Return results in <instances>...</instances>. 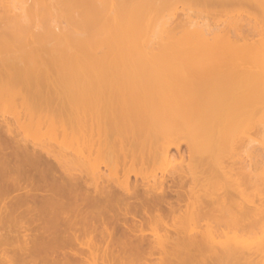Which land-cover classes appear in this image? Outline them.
Instances as JSON below:
<instances>
[{
  "label": "bare ground",
  "instance_id": "bare-ground-1",
  "mask_svg": "<svg viewBox=\"0 0 264 264\" xmlns=\"http://www.w3.org/2000/svg\"><path fill=\"white\" fill-rule=\"evenodd\" d=\"M233 1L261 18L252 24L258 40L191 19L174 25L170 3L0 0V11L18 6L16 19L39 20L34 42L44 43L16 62L0 55V104L17 108L14 119L0 114V264H254L256 252L213 231L154 246L144 230L214 213L220 225L254 229V201L242 220L233 208L244 137L236 129L247 120L251 134L264 112V0ZM43 36L55 41L51 51ZM34 118L72 131L75 143L33 144L20 130ZM180 135L186 168L152 185L115 178L120 167L175 159L172 145L182 156L179 143L167 144Z\"/></svg>",
  "mask_w": 264,
  "mask_h": 264
},
{
  "label": "rangeland",
  "instance_id": "rangeland-1",
  "mask_svg": "<svg viewBox=\"0 0 264 264\" xmlns=\"http://www.w3.org/2000/svg\"><path fill=\"white\" fill-rule=\"evenodd\" d=\"M65 2H80L91 3L94 5H113V4H134L141 2H162L170 3L174 5V16L172 23L174 25H181L188 19L198 22L203 27L208 28L215 33L228 32L232 36H238L240 33L242 36H246L248 40H258L261 36L258 35L252 29V24L258 16L249 13V9L245 3H238L233 0H63ZM224 2L225 5L213 6L205 5L209 3ZM203 5V6H202ZM12 9H19L18 6L11 7L10 11H0V55H6L13 62H16V56L26 53L31 48L41 46L43 43L42 37L37 42H34L37 31H39V20H24L16 19L13 16L14 11ZM202 9V10H200ZM257 20V21H259ZM54 24V23H52ZM41 30V29H40ZM42 31V30H41ZM44 38V36H43ZM44 41L50 46L55 45L53 39ZM51 51V50H50ZM54 53V52H53ZM53 72V69H52ZM70 85V84H69ZM16 105L14 102H5L0 104V114L5 115L8 118H13ZM262 112L261 114H263ZM261 114L255 117V123H253V130L249 134L246 130L247 120H243L237 127L238 138L241 140L236 146V153L239 160V170L237 177L240 181V186L234 196L236 197V203L233 208L236 211L240 220L245 218V207L248 205V200L254 201L257 209H254V229L249 232L241 225L233 227L227 224L220 225L216 222L214 215L201 216L199 223H191L188 216L185 217L181 224L177 226H171L169 229L163 228V226H151L144 225L145 235L152 242L154 246L159 243L167 244L173 242L175 238L180 235L188 236L189 234H197L198 236H207L210 231H213L216 238L220 241L236 242L235 246L241 252H256V260L254 264H264V123H260L259 119L264 118ZM16 115V114H15ZM261 115V116H260ZM264 115V114H263ZM261 117V118H259ZM14 119V118H13ZM24 121V119H23ZM245 121V122H244ZM264 122V119H263ZM245 131V132H244ZM249 131V130H248ZM22 135H26L27 139L41 146L42 144L51 143L56 149L60 148L56 145L57 141L63 143V146H68L75 143L74 135L72 131H68L67 135L61 134L60 129L54 128L44 122L41 119L34 118L33 120L26 119L23 123V127L20 130ZM247 135H251V139H248ZM247 136V137H246ZM248 141V142H247ZM181 145V156L176 147L172 145L171 155L175 159L156 158L149 160L147 163H137L135 165L120 167L119 172L115 175V178L124 180L129 178L132 184H147L152 185L154 178L160 179L166 177L169 174L166 171L172 172L175 169L186 168L189 161V153L187 150V139L184 135H180L173 138L167 144ZM249 147V149H248ZM11 148V147H10ZM250 150V151H249ZM249 152L252 154V159L248 157ZM181 157H180V156ZM173 157V158H174ZM96 163L104 169V159L100 158L96 160ZM246 166V167H245ZM245 167L242 171V168ZM73 168V166H72ZM251 170L253 182L247 181V170ZM75 172V170H72ZM107 176H111L106 171ZM143 182V183H142ZM172 183L170 179L167 181V186ZM165 185V186H166ZM192 183L188 181L186 189L189 190ZM166 186V188H167ZM219 192L220 187L215 186L213 192ZM196 194L201 197L206 195L204 189L195 190ZM172 197L175 198L173 195ZM149 264H162L158 259L150 262ZM217 264H248L243 259L234 261L231 258H225Z\"/></svg>",
  "mask_w": 264,
  "mask_h": 264
}]
</instances>
